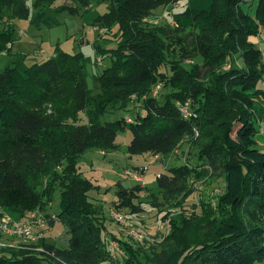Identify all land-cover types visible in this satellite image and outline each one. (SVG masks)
I'll use <instances>...</instances> for the list:
<instances>
[{"label":"trees","instance_id":"trees-1","mask_svg":"<svg viewBox=\"0 0 264 264\" xmlns=\"http://www.w3.org/2000/svg\"><path fill=\"white\" fill-rule=\"evenodd\" d=\"M56 1L0 0V25L8 17L27 21L33 12L31 25L54 28L60 25L58 15H80L97 2L65 0L55 6ZM182 1L110 0L108 11L93 25L117 26L118 41L109 51L95 47V54L110 59L94 78L100 90L96 95L87 84L90 58L59 46L45 62L27 66V56L19 55L0 73V212L22 217L39 212L45 223L61 224L69 236L66 248L42 239L41 253L3 247L0 264H119L103 239L106 220L89 196L100 187L79 172L77 161L93 148L115 150L119 133L126 131L133 135L130 156H168L189 138L199 158L211 168L219 163L226 179L215 211L208 206L204 217L169 219V246L155 252L153 264H264V151L256 148L254 124L256 111H264V91L258 89L264 66L249 42L264 30V0H186L185 10L173 16L180 30L198 31L193 52L211 70L226 60L231 64L225 73L213 70L207 85L196 71L168 63L167 41L143 24L154 11ZM247 2L256 4L254 16L242 9ZM16 38L12 28L0 31V53ZM166 66L172 78L161 71ZM169 78L176 91L152 97L151 89ZM132 97L142 101V116L137 112L133 121L101 123L109 108H126ZM59 98L63 101L53 104ZM187 101L192 116L185 119L178 103ZM79 114H85L86 124L67 123L76 122ZM199 175L197 167L188 165L160 174L156 184L165 203L181 207L194 193L191 178ZM116 187L118 209L142 211L133 203L141 187ZM57 188L59 211L52 217L48 210ZM122 246L129 256L125 264H141L129 245Z\"/></svg>","mask_w":264,"mask_h":264},{"label":"rangeland","instance_id":"rangeland-1","mask_svg":"<svg viewBox=\"0 0 264 264\" xmlns=\"http://www.w3.org/2000/svg\"><path fill=\"white\" fill-rule=\"evenodd\" d=\"M72 1L77 4L76 0ZM64 3L65 0H57L55 6ZM109 4L110 0H97L88 11L85 12L82 8L80 15L60 14L57 16L60 25L54 28L31 25L30 22L35 17L33 12L27 21L6 18L0 25V31L12 28L17 38L12 45L9 44L10 46L8 45V48L0 53V73L8 66H12L13 61L19 55L27 56L25 64L31 66L34 62L47 61L54 54L57 46L64 48L67 53L74 54L78 50L75 42L79 46L82 42L89 43L79 47V49L82 48V53L90 58L87 84L93 95L98 94L100 90L95 84L94 78L102 70L109 67L110 59L108 54L101 56L95 54V47L99 46L106 51L115 49L118 41L115 34L118 28L117 26L100 28L99 26H94L93 23L98 16L108 11ZM185 8L186 0L173 7H162L154 11L151 16L145 18L143 24L146 29L157 30L164 41H167L166 57L168 63L180 67L185 72L196 71L195 73L200 75L199 81L207 85L210 78H213V70L225 73L229 71L231 64L226 60L223 65H216L215 69L212 66L213 70H211L207 62L201 57L195 56L193 45L195 34L198 31L194 29L182 31L177 28L173 21V16L183 12ZM242 9L250 16H254L256 4L251 2L244 3ZM249 42L261 53V63L264 66V30L262 29L257 37L249 38ZM40 53L42 55H39V58H36L35 60L37 61H35L33 56ZM234 58L236 59V57ZM175 62H177V65L174 64ZM236 65L242 67V62L236 59ZM161 71L169 77L172 76L168 66ZM171 78L167 79L168 83L160 81L155 85L151 89V96L160 99L168 93L176 91L170 82ZM258 89L264 91V78L258 84ZM131 100L126 108L120 106L109 108L104 117H102L101 123L113 122L121 118L133 121L138 111H140L139 113L142 116L144 114L142 101L137 100L135 97H132ZM62 101L59 98L53 104H60ZM185 103H188L191 108L190 101ZM51 105V103H48L44 106L49 110ZM257 107V109H260L259 105ZM256 112L257 114L254 118V124L258 130L255 137L256 148L264 151V111L259 110ZM87 121L85 114H79L76 122L69 120L67 123L76 125L86 124ZM132 138L133 135L130 131L119 133L115 150L100 148L88 150L78 158L77 167L79 172L84 173L83 176L86 178H91L87 174H91L94 171L95 177L102 180L100 183L97 182L100 191L91 192L90 198L99 217H104L106 220L107 231L103 235V239L107 249L110 247L112 250H108L109 253L117 257L119 264H125L129 256L122 245L127 244L136 253L138 262L141 264H153L151 260L155 252L159 251L163 244L166 247L169 246L165 242L170 231L169 219L179 216L192 221L194 218L204 217L206 213L204 208L208 206L215 211L221 196L225 192L226 179L219 163L211 168L199 158L197 151L190 146L189 138L184 139L175 151L168 156L147 154L136 156L131 161V157L127 153V147L130 145ZM127 155L130 158H127ZM181 165L197 167L200 175L194 176L190 180V187L194 190L193 195L181 207H170L165 203L163 192L158 189L156 179L158 175L167 174L169 169ZM92 167L96 170H92ZM58 171L61 170L59 169ZM122 182L127 188L136 186L142 188L139 199L133 202L142 209L141 212L134 213L129 209L117 208L116 184ZM60 191L59 188L56 189L53 202L48 210L52 216L59 211ZM40 215L42 214L39 212L30 214L31 219L35 220V223L38 221V226H35L30 233L31 240L20 236L15 231L6 234L0 229V249L8 246L16 250L32 248L37 251L42 247L40 244L42 239L57 247H66L69 242V236L62 225L58 224L55 229H52L54 227L49 226L47 222L42 223L39 220ZM3 216L9 217L16 222H22L25 220L23 218L29 215L22 217L16 214L0 213V218ZM115 216H120L122 221H118ZM175 224H177V220H175ZM112 243L114 244L113 246H111Z\"/></svg>","mask_w":264,"mask_h":264},{"label":"built area","instance_id":"built-area-1","mask_svg":"<svg viewBox=\"0 0 264 264\" xmlns=\"http://www.w3.org/2000/svg\"><path fill=\"white\" fill-rule=\"evenodd\" d=\"M178 106H179V109H180L182 116L185 119H188L192 116V111H191L190 105L188 103H183V104L178 103ZM0 213H3V212H0ZM115 217L118 221H122V218L120 216H115ZM23 219H25V220H23L22 222H16V221L10 219L9 217L3 216L2 218H0V229L6 234H9V233H12L15 231V232L19 233L20 236L26 237V239L31 240L30 239V236H31L30 233H31V231H33L35 226H38V221H37V223H35V220H32L30 215L23 218ZM39 220L42 223H45V220L41 215H40ZM113 245L114 244L112 243L111 246H113ZM40 248L41 249H38L37 251L40 253L44 252L43 248L42 247H40ZM108 250L112 251L110 247L108 248Z\"/></svg>","mask_w":264,"mask_h":264},{"label":"crops","instance_id":"crops-1","mask_svg":"<svg viewBox=\"0 0 264 264\" xmlns=\"http://www.w3.org/2000/svg\"><path fill=\"white\" fill-rule=\"evenodd\" d=\"M95 43H99V42H95ZM95 43H94V45H95ZM85 44H89V43H84V42H82L81 43V45L79 46V44L77 43V42H75V45H76V48H78V50L76 51V52H83L82 51V48H80L79 49V47H83ZM62 48V47H61ZM63 50H64V48H62ZM65 51V50H64ZM73 51H75V50H73ZM65 52H67V51H65ZM39 55H42L41 53L40 54H38V55H34L33 56V58H34V60L36 59V58H39ZM54 56V54H52L51 55V57H53ZM50 57V58H51ZM49 58V59H50ZM41 59V58H40ZM35 61H37V60H35ZM39 61V60H38ZM36 63H38V62H36ZM34 64H35V62H34ZM33 65V64H32ZM138 112H140V111H138ZM144 155H147V154H144ZM144 155H142V156H144ZM131 157V161H133L134 160V157H136V156H130ZM128 155H127V158H130ZM92 170H96L94 167H92ZM81 171V170H80ZM82 172V171H81ZM82 174H84V173H82ZM88 176H90L91 178H89L90 180H92L93 182H95L96 184H97V182L98 183H100V181H102L101 179H98L97 177H95V172L93 171V172H91V174H87ZM159 176V175H158ZM122 184V186H124L125 188H127L126 187V185L122 182L121 183ZM101 192H102V190H101ZM89 196L91 197V195L89 194ZM52 217H54V216H52ZM57 225H58V223H56L55 224V226H54V228H52V229H55L56 227H57ZM65 232H66V230H64ZM8 239H10L9 237H8ZM1 240H4V239H1ZM68 240H69V238H68ZM67 246H68V244H67ZM66 246V247H67ZM66 247H64V248H66ZM60 248V247H59ZM0 253H1V249H0Z\"/></svg>","mask_w":264,"mask_h":264}]
</instances>
